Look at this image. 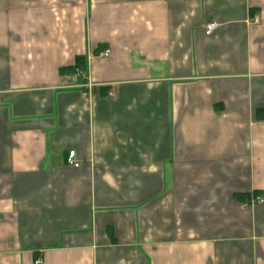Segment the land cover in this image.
<instances>
[{
    "label": "crops",
    "instance_id": "obj_1",
    "mask_svg": "<svg viewBox=\"0 0 264 264\" xmlns=\"http://www.w3.org/2000/svg\"><path fill=\"white\" fill-rule=\"evenodd\" d=\"M38 261L264 264V0H0V264Z\"/></svg>",
    "mask_w": 264,
    "mask_h": 264
},
{
    "label": "built area",
    "instance_id": "obj_2",
    "mask_svg": "<svg viewBox=\"0 0 264 264\" xmlns=\"http://www.w3.org/2000/svg\"><path fill=\"white\" fill-rule=\"evenodd\" d=\"M251 23H258V20L254 19ZM217 27H218V24L215 22L207 23V25H205V28H204L205 34L210 36V34H212L217 29ZM101 55H102V57H108L109 51L105 50L104 52H102ZM74 74L80 75L81 71L78 68H75ZM66 164H67V166H70L73 168L79 167V163H78V160L76 159L75 151H69L68 152V155L66 158ZM256 202L261 203L262 200L256 198L255 202H253V203H256ZM41 262L42 261H38V262H36V264H41Z\"/></svg>",
    "mask_w": 264,
    "mask_h": 264
},
{
    "label": "trees",
    "instance_id": "obj_3",
    "mask_svg": "<svg viewBox=\"0 0 264 264\" xmlns=\"http://www.w3.org/2000/svg\"><path fill=\"white\" fill-rule=\"evenodd\" d=\"M76 67H78V68H83V62H82V59H80V58H77L76 59Z\"/></svg>",
    "mask_w": 264,
    "mask_h": 264
}]
</instances>
